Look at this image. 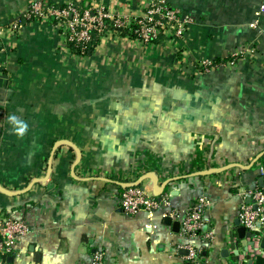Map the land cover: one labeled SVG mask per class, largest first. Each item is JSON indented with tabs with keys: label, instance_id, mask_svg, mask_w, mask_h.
Returning a JSON list of instances; mask_svg holds the SVG:
<instances>
[{
	"label": "crops",
	"instance_id": "0c3cea01",
	"mask_svg": "<svg viewBox=\"0 0 264 264\" xmlns=\"http://www.w3.org/2000/svg\"><path fill=\"white\" fill-rule=\"evenodd\" d=\"M32 1L0 0V224L29 228L8 264H190L188 246L201 264H250L229 234L264 190V0H40L29 20ZM88 1L126 27L158 1L191 22L160 44L108 33L78 58L52 21ZM10 114L29 122L23 139ZM127 185L175 216L127 214ZM198 198L205 223L188 238Z\"/></svg>",
	"mask_w": 264,
	"mask_h": 264
},
{
	"label": "built area",
	"instance_id": "2783aa9c",
	"mask_svg": "<svg viewBox=\"0 0 264 264\" xmlns=\"http://www.w3.org/2000/svg\"><path fill=\"white\" fill-rule=\"evenodd\" d=\"M165 1H158L153 5V8L142 18L137 19V24L140 27V38L137 40L145 44H151L153 39H156L164 30L165 34L174 33L177 37L183 36L187 25L191 19H182L178 10L165 7ZM75 3L67 4L66 8L56 13L61 20H67L69 16L74 19L67 21V25L71 31V39L77 41H88L90 39L91 30L102 29L103 19L109 18L103 10H97V15H91L90 10L81 13L74 6ZM42 3L39 0L32 1L30 10L27 14L39 17L43 15ZM260 12L264 14V6ZM115 26L125 27V22L121 19L113 20ZM256 24H253L254 27ZM20 25L14 24L10 29L13 33L19 30ZM236 56L231 63H234ZM261 174L264 176V166L261 168ZM251 199L254 201L252 206H243L240 221L241 224L249 229H256L258 223H264V190H256L251 193ZM121 208L129 215L135 216L141 212L150 214L163 211L168 216H175V211L171 209L169 199L167 197L156 199L147 196L139 187L125 188L120 194ZM254 205L257 209H254ZM208 206V201L205 198H198L196 204L185 212L182 219V232L188 238H196L201 232L205 223V209ZM29 233V228L26 222L17 220H7L0 224V264H8L7 258L14 254L21 240ZM201 251L195 247L188 246V255L186 257L190 264H201ZM104 258L102 253H96L90 264H103Z\"/></svg>",
	"mask_w": 264,
	"mask_h": 264
},
{
	"label": "trees",
	"instance_id": "16d2710c",
	"mask_svg": "<svg viewBox=\"0 0 264 264\" xmlns=\"http://www.w3.org/2000/svg\"><path fill=\"white\" fill-rule=\"evenodd\" d=\"M74 6L78 8L81 13H84L86 10H90L91 15H97V9L93 7V3L91 1L76 3L74 4ZM66 7L67 6H61L57 10L62 11ZM165 7L172 8L168 3H165ZM152 8L153 6H151L147 11L149 12ZM32 19H35V16H31L29 20H32ZM73 19H74L73 17L69 16L67 20H61L60 18L54 16L52 22L56 25L58 23H61L62 28L60 29V32L64 34L65 46L74 56L78 58L80 57L85 58V57H89L90 55L94 54L96 52V49L101 45L104 37L108 33H116V34H119V36L121 37L129 38L131 40H138L140 38V35H139L140 27L137 24L136 20L135 22L134 21L131 22L128 27L126 26L118 27V26H115V22L113 20L109 18L107 19L105 18L103 19V28L91 30L90 39L88 41H85V40L77 41L76 39H71V31L65 28L66 22L71 21ZM164 36H165V32L164 30H161V33L158 35L156 39L152 40L151 44H160ZM7 261H8V258H7Z\"/></svg>",
	"mask_w": 264,
	"mask_h": 264
},
{
	"label": "water",
	"instance_id": "95a60500",
	"mask_svg": "<svg viewBox=\"0 0 264 264\" xmlns=\"http://www.w3.org/2000/svg\"><path fill=\"white\" fill-rule=\"evenodd\" d=\"M262 182L264 183V178H262ZM127 186L132 187V185ZM155 187L160 189L158 184H156ZM252 203H254V201H252ZM254 209H257L256 205H254ZM169 223H173L170 218ZM176 224L179 225L175 222L174 225ZM237 226L239 225L237 224ZM229 242L236 257L239 258L242 253L250 264H253L254 262L253 257H255L256 264H264V258L258 254V251H264V223H258L254 230H249L245 227H238L235 233L229 234ZM256 242H258V246H256ZM240 246L242 252L238 251ZM10 260L11 258H9V261Z\"/></svg>",
	"mask_w": 264,
	"mask_h": 264
},
{
	"label": "clouds",
	"instance_id": "9594fccd",
	"mask_svg": "<svg viewBox=\"0 0 264 264\" xmlns=\"http://www.w3.org/2000/svg\"><path fill=\"white\" fill-rule=\"evenodd\" d=\"M7 122L11 126L10 131L19 139H23L30 130L29 122L16 114H10Z\"/></svg>",
	"mask_w": 264,
	"mask_h": 264
}]
</instances>
